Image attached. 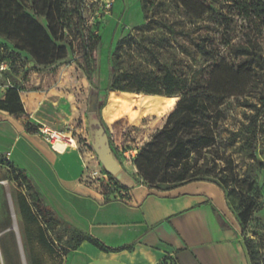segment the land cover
<instances>
[{"label":"rangeland","instance_id":"obj_1","mask_svg":"<svg viewBox=\"0 0 264 264\" xmlns=\"http://www.w3.org/2000/svg\"><path fill=\"white\" fill-rule=\"evenodd\" d=\"M21 1L19 0L23 11L47 29L46 20L37 17L33 12L32 0ZM63 1L65 4L62 9L67 10V16L72 20L71 30L67 29L66 33L69 32L72 36L70 39L74 41L73 49H67V58L63 62L50 68H42L34 63L28 53L14 49L15 45L22 47L21 37L17 34L11 42L0 37V46H5L0 47V100L4 99L5 92L10 87H17L23 99L24 91L40 95L42 100L39 103H44V110L35 114V119L47 124L52 130L71 132L76 140V147L89 168L103 175L107 173L92 148L87 118L90 106L95 101L94 105L108 136L112 154L124 173L119 178H112L122 185L141 184L148 188L151 182L145 180L144 174L136 170V155L165 126L177 98L107 92L110 56L119 41L129 34L140 44L142 40L154 42L156 45L164 41L158 25H153V30L148 34H144L142 27L154 16L155 19L166 17L170 21L169 29H176L181 13L171 5L170 0H155V4L149 5L148 12L144 10L143 0ZM35 7L40 10L41 0H35ZM223 10L225 14H233L226 7ZM182 20L189 22L183 18ZM92 37H100L101 43L93 56L86 58L81 41ZM178 43L189 45L187 40H171L161 61L172 62L175 55H178ZM117 57L120 62L118 73L126 71L134 62L144 65L143 67L154 63V59L147 55L144 48L135 46H124ZM256 81L245 97L230 99L223 107L225 120L217 132L218 155L220 159L233 163L238 179L225 189L227 200L217 185L221 177L220 171L225 167L224 163L219 162L217 167L212 168L203 166L204 160H201L197 167L201 168L200 172L204 176L198 179L205 182L193 184L211 185L217 189L225 199L228 217L234 223L240 239L243 242L245 237L255 240L260 245L261 253H264V168L258 169L254 166L250 150L255 129L256 157L264 164V71L260 72ZM20 118L24 122L29 121L26 111ZM39 127L41 126L35 124L31 133L37 134ZM38 137L44 139L41 135ZM178 170L171 167L167 171L163 164L156 162L151 166V179L155 183L166 180L167 183H156V186L172 192L178 187V184L172 183L173 174ZM187 173L188 168L185 174ZM248 179L255 181L260 200L257 211L245 225V235H242L238 216L241 211L240 198L248 188ZM89 186L103 197V201L114 198L102 186ZM35 193L27 177L13 176L7 166L0 162V264H31L33 260L41 264H66L76 248L79 236L63 225L57 226L55 230H48L42 223H24L18 211L17 200L24 196L33 204ZM152 193L162 195L160 192ZM43 234L50 243V250L40 244Z\"/></svg>","mask_w":264,"mask_h":264},{"label":"trees","instance_id":"obj_2","mask_svg":"<svg viewBox=\"0 0 264 264\" xmlns=\"http://www.w3.org/2000/svg\"><path fill=\"white\" fill-rule=\"evenodd\" d=\"M154 1L143 0L146 12L149 5L155 4ZM170 1L181 13V20L177 21L178 27L169 29L170 21L166 17L155 19L151 16L142 27L144 34L150 33L153 25H158L164 41L156 45L150 41H146V44L142 40L140 44L130 34L122 38L110 56L111 69L106 91L178 99L170 110L173 111L167 117L165 126L158 130L136 155V170L144 174L145 180L151 182L148 187L151 194L169 192L156 186V183H167L166 180L155 183L151 179L152 164L160 162L167 171L171 167L179 169L173 174L172 180L179 188L186 184L205 182L198 179L204 176V173L197 167L199 162L204 160L203 166L212 168L217 167L219 162L224 163L225 167L220 171L221 177L217 185L227 200L225 189L232 181L236 182L238 179L233 163L220 159L218 155L217 132L225 120L223 107L226 102L245 97L256 84L260 72L264 71V0ZM64 4L63 0H41L39 10L35 7V0H32L35 15L47 22V29H44L23 11L19 0H0V37L9 42L16 34L21 37L22 47L15 45L14 49L28 53L39 67L50 68L63 62L67 58V49L72 50L74 44L70 39L71 34L66 33L67 29L71 30L72 20L67 16V10L62 9ZM224 7L233 14H225ZM182 18L189 22L185 23ZM178 39L187 40L189 45L178 43V55H175L172 62L161 61L167 44ZM100 43V37L84 38L81 41L84 56L86 58L93 56ZM124 46L144 48L147 55L154 59V63H148V66L143 67L144 65L134 62L126 71L118 73L120 62L117 56ZM20 92L17 87L8 88L4 99L0 100V112L20 122L25 130L31 133L34 125L20 118L25 114ZM103 117L105 120L104 110ZM256 145L257 134L254 129L250 146L252 159L254 166L263 169L264 164L256 157ZM0 162L7 166L13 176L26 177L8 161L0 159ZM186 168L189 170L187 174ZM110 181L113 192L118 195L104 202L119 200L132 204L130 190L114 181L111 176ZM248 182V188L240 198L241 211L238 220L242 235H245V225L257 211L260 200L255 181L248 179ZM84 183L88 186L96 184L89 180ZM17 205L19 214L26 224L42 223L48 230H55L57 226L63 225L78 235L79 241L73 250L84 242L106 253L131 250V247L111 249L97 238L60 222L54 212L44 205L38 193L33 195V204L21 196L17 200ZM243 243L250 264H264V253H261L260 245L247 237ZM40 244L46 249L50 248L46 235H42ZM31 264L41 263L33 260Z\"/></svg>","mask_w":264,"mask_h":264},{"label":"crops","instance_id":"obj_3","mask_svg":"<svg viewBox=\"0 0 264 264\" xmlns=\"http://www.w3.org/2000/svg\"><path fill=\"white\" fill-rule=\"evenodd\" d=\"M24 93L25 100L20 95L29 122L49 127L35 119L44 110L42 97ZM7 156L60 222L111 249L131 247L106 253L84 242L66 264H250L225 199L211 185L191 183L157 195L128 183L124 186L132 204L105 203L84 183L87 163L78 147L56 152L38 134L0 112V159Z\"/></svg>","mask_w":264,"mask_h":264},{"label":"water","instance_id":"obj_4","mask_svg":"<svg viewBox=\"0 0 264 264\" xmlns=\"http://www.w3.org/2000/svg\"><path fill=\"white\" fill-rule=\"evenodd\" d=\"M94 103L95 101H93L87 113L92 148L105 172L111 177H116L122 171V168L112 154L108 136L101 125Z\"/></svg>","mask_w":264,"mask_h":264},{"label":"built area","instance_id":"obj_5","mask_svg":"<svg viewBox=\"0 0 264 264\" xmlns=\"http://www.w3.org/2000/svg\"><path fill=\"white\" fill-rule=\"evenodd\" d=\"M1 68L4 69L3 66H1ZM40 126L41 127L38 128L37 134L43 136L45 141L49 143L52 149L56 152L58 151L54 147V142L61 140L65 142L68 146H72L73 142H76L71 132L62 133V132L52 130L51 128H48L45 125H40ZM68 148H72V147H68ZM8 156L6 157L7 161L9 160ZM83 180L84 181L89 180V181L95 182L97 185L102 186L106 190V192L113 197H116L118 195L116 192H113V188H112L111 181H110V176L107 174L100 175L99 172L92 171L88 165L85 166Z\"/></svg>","mask_w":264,"mask_h":264},{"label":"bare ground","instance_id":"obj_6","mask_svg":"<svg viewBox=\"0 0 264 264\" xmlns=\"http://www.w3.org/2000/svg\"><path fill=\"white\" fill-rule=\"evenodd\" d=\"M54 147L59 153H61V152L65 151L66 149H68V147L75 148L76 142H73L72 146H68L65 142L58 140V141L54 142ZM123 175H124V173L121 171L118 175H116V177L119 178V176L121 177Z\"/></svg>","mask_w":264,"mask_h":264}]
</instances>
